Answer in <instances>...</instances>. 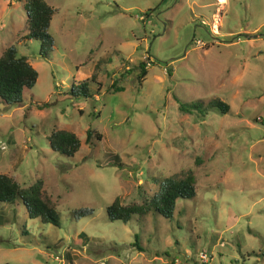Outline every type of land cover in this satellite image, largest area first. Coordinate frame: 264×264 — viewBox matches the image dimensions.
Returning <instances> with one entry per match:
<instances>
[{"label":"rangeland","instance_id":"1","mask_svg":"<svg viewBox=\"0 0 264 264\" xmlns=\"http://www.w3.org/2000/svg\"><path fill=\"white\" fill-rule=\"evenodd\" d=\"M23 1L0 0V54L14 46L37 77L0 103V173L40 180L58 220L0 202V264H264V0H44L46 58ZM215 97L228 111L177 108ZM56 129L78 138L72 155L50 148ZM187 169L195 195L170 217L107 219L114 197L139 203Z\"/></svg>","mask_w":264,"mask_h":264},{"label":"trees","instance_id":"2","mask_svg":"<svg viewBox=\"0 0 264 264\" xmlns=\"http://www.w3.org/2000/svg\"><path fill=\"white\" fill-rule=\"evenodd\" d=\"M22 7L25 12L24 25L26 29L23 37L38 39V53L41 57L46 58L44 43L50 41L47 27L54 9L44 0H24ZM146 60L147 58L142 59L135 66L137 83L141 82L146 73ZM36 77L37 72L26 57L17 54L14 46H7L0 54V103L12 105L21 102V92L29 89L34 84ZM93 80L94 73H91L88 79L85 78L76 85L70 84L69 94L73 97L89 96L87 82ZM113 87L115 91L121 90L120 86L113 85ZM177 108L184 113L198 111L200 114H204L207 108H215L218 112L225 113L228 111L229 105L215 97L206 104H202L201 100L179 102ZM92 132L90 128L85 130V140L91 137ZM94 138L99 139L100 135L96 133ZM47 142L52 150L66 156L72 155L79 147L76 135L65 129H56L47 134ZM194 195L193 174L187 169L158 180L157 190L149 196H142L139 203H121L118 197H114L104 209L107 219L122 222L127 221L131 216L143 218L148 212L170 217L177 199H190ZM15 198L21 200L28 217L57 225L58 214L49 195L42 189L40 180H35L27 186H20L12 176L0 173V202L12 201ZM78 235H81V232ZM134 239L136 244L135 234Z\"/></svg>","mask_w":264,"mask_h":264},{"label":"built area","instance_id":"3","mask_svg":"<svg viewBox=\"0 0 264 264\" xmlns=\"http://www.w3.org/2000/svg\"><path fill=\"white\" fill-rule=\"evenodd\" d=\"M55 259H58V257L57 256H53ZM198 258L200 259V260H205L206 259V253L204 252V251H200V252H198Z\"/></svg>","mask_w":264,"mask_h":264},{"label":"bare ground","instance_id":"4","mask_svg":"<svg viewBox=\"0 0 264 264\" xmlns=\"http://www.w3.org/2000/svg\"><path fill=\"white\" fill-rule=\"evenodd\" d=\"M216 22H215V27H216V24H217V20H215Z\"/></svg>","mask_w":264,"mask_h":264},{"label":"crops","instance_id":"5","mask_svg":"<svg viewBox=\"0 0 264 264\" xmlns=\"http://www.w3.org/2000/svg\"><path fill=\"white\" fill-rule=\"evenodd\" d=\"M225 1V0H224ZM223 2V1H222Z\"/></svg>","mask_w":264,"mask_h":264}]
</instances>
